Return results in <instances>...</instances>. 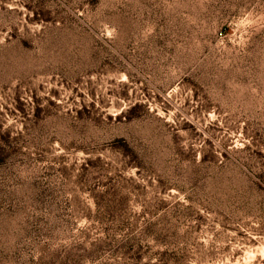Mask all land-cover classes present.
I'll return each mask as SVG.
<instances>
[{
	"label": "rangeland",
	"instance_id": "1",
	"mask_svg": "<svg viewBox=\"0 0 264 264\" xmlns=\"http://www.w3.org/2000/svg\"><path fill=\"white\" fill-rule=\"evenodd\" d=\"M0 264H264V0H0Z\"/></svg>",
	"mask_w": 264,
	"mask_h": 264
}]
</instances>
